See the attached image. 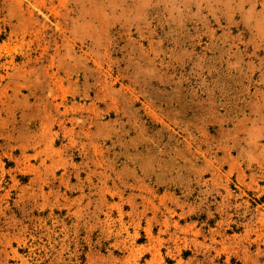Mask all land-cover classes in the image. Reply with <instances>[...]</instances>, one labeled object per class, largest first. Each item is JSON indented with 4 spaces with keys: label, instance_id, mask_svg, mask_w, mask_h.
<instances>
[{
    "label": "rangeland",
    "instance_id": "1",
    "mask_svg": "<svg viewBox=\"0 0 264 264\" xmlns=\"http://www.w3.org/2000/svg\"><path fill=\"white\" fill-rule=\"evenodd\" d=\"M0 264H264V0H0Z\"/></svg>",
    "mask_w": 264,
    "mask_h": 264
}]
</instances>
